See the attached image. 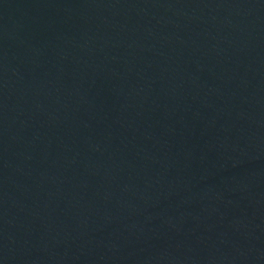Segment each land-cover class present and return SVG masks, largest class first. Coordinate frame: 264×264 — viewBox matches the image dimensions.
I'll return each instance as SVG.
<instances>
[{
    "label": "water",
    "instance_id": "water-1",
    "mask_svg": "<svg viewBox=\"0 0 264 264\" xmlns=\"http://www.w3.org/2000/svg\"><path fill=\"white\" fill-rule=\"evenodd\" d=\"M0 264H264V0H0Z\"/></svg>",
    "mask_w": 264,
    "mask_h": 264
}]
</instances>
